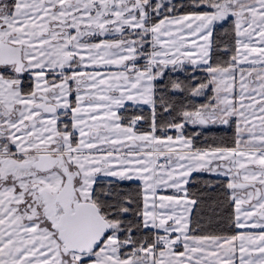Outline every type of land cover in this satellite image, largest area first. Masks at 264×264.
<instances>
[{
  "label": "snow or ice",
  "instance_id": "6c2138e0",
  "mask_svg": "<svg viewBox=\"0 0 264 264\" xmlns=\"http://www.w3.org/2000/svg\"><path fill=\"white\" fill-rule=\"evenodd\" d=\"M0 264H264V0H0Z\"/></svg>",
  "mask_w": 264,
  "mask_h": 264
},
{
  "label": "trees",
  "instance_id": "16d2710c",
  "mask_svg": "<svg viewBox=\"0 0 264 264\" xmlns=\"http://www.w3.org/2000/svg\"><path fill=\"white\" fill-rule=\"evenodd\" d=\"M204 178L207 179V178H209V177H207V175H205Z\"/></svg>",
  "mask_w": 264,
  "mask_h": 264
}]
</instances>
